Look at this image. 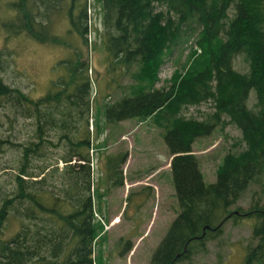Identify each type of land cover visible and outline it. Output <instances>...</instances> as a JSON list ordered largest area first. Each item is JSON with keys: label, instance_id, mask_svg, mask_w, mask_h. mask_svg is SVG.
<instances>
[{"label": "trees", "instance_id": "obj_1", "mask_svg": "<svg viewBox=\"0 0 264 264\" xmlns=\"http://www.w3.org/2000/svg\"><path fill=\"white\" fill-rule=\"evenodd\" d=\"M5 1L0 0L2 8ZM99 1L102 40L113 69L127 73L135 67L136 81L128 94L101 104L105 121L152 117L163 129L172 156L179 212L150 264L189 260L206 249L207 239L221 233L228 218L242 216L240 206L232 207L251 183L264 178V0ZM7 3L15 14L0 17V28L9 38L27 34L42 42L65 43L50 29L55 16L65 15L69 30L88 43L89 0ZM193 35L200 53L190 56L167 84L156 86L166 52ZM71 44L77 56L71 61L77 64L73 77L42 96L32 97L0 75V124L5 115L11 127L6 136L0 133V156L6 149L19 152L6 164L0 161V170L9 174V186L0 183V264H97L99 243L107 237L104 220L95 214L89 65L80 59L82 50ZM10 53L8 46H0V70L7 67ZM239 54L249 63L246 71L234 65ZM251 91L256 93L254 107L249 105ZM206 102L213 110L205 117L186 114L190 106ZM20 116L33 125L26 141L15 137ZM229 123L241 129L245 147L228 151L216 180L206 182L194 142ZM95 131L101 133L98 124ZM64 144V154L50 153L52 145ZM128 156V149L108 154L115 185L123 182ZM245 215L256 217L253 233L258 242L249 246L244 264H264V206L256 204ZM10 219L18 220L20 227L6 236ZM222 221L201 236L206 225Z\"/></svg>", "mask_w": 264, "mask_h": 264}, {"label": "rangeland", "instance_id": "obj_2", "mask_svg": "<svg viewBox=\"0 0 264 264\" xmlns=\"http://www.w3.org/2000/svg\"><path fill=\"white\" fill-rule=\"evenodd\" d=\"M7 1L3 8L0 6V17L7 18L15 14L11 12ZM89 4L87 44L83 43L82 36L69 30L70 23L65 15L55 16L50 23V29L61 35L65 43L42 42L27 34L9 38L6 30L0 28V46L11 49L8 65L5 70H0V75L30 96L39 97L53 90L50 89L53 85L73 77L72 70L77 64H71V61L76 60L77 56L71 42L82 50L80 59L89 65L91 80L89 126L94 131L91 155L97 189L95 214L98 219L104 220L107 230L106 239L102 244L101 241L99 243L96 261L97 264H150L153 252L179 212L170 165L172 156L163 129L154 123L152 117H131L116 124L106 123L100 110L101 104L115 101L130 92L131 84L135 81L132 74L135 67L127 73H121L120 68L113 69L102 40L105 27L101 3L99 0H89ZM195 39L194 35L190 36L166 52L157 70L156 86L167 84L190 56L200 53L202 47ZM234 65L241 71L249 69V63L242 54L235 58ZM117 75L120 78L119 86L116 83ZM255 101L256 93L251 91L249 105L254 107ZM212 110L211 102H206L190 106L186 114L203 118ZM1 121L0 133L6 136L11 130L10 123L5 115L1 116ZM95 124L101 127L99 135L95 131ZM32 127L27 118L20 116L15 137L20 141L28 140ZM52 134H56L55 130H52ZM241 136V129L229 123L224 128L217 126L210 134L197 137L193 145L194 152L199 157L206 182L216 180L217 169L228 151L237 152L245 147ZM53 138L56 140V136ZM121 149H128L129 156L123 164V182L115 185V178L110 177L108 154ZM66 151L65 144L50 147V153L55 156ZM18 153L6 149L0 161L6 164ZM63 164L61 161L60 165ZM7 172L0 170V183L4 187L9 186ZM256 204L264 206V178L251 183L232 208L240 206L242 214ZM255 221V216L245 214L240 218H228L222 225L221 233L207 239L206 249L176 264H189L190 261L192 264H244L249 246L258 242L253 233ZM8 224L6 236L20 227L18 220L10 219Z\"/></svg>", "mask_w": 264, "mask_h": 264}, {"label": "water", "instance_id": "obj_3", "mask_svg": "<svg viewBox=\"0 0 264 264\" xmlns=\"http://www.w3.org/2000/svg\"><path fill=\"white\" fill-rule=\"evenodd\" d=\"M235 213H240V211H239L238 209H236V210H235ZM232 214H233V213L231 212V213H230V216H231ZM222 223H223V221H222L220 224H218V226H215V227H212L211 225H206V226L204 227V231H203V234H202L201 236L205 235V233H206V229H207V228H209V229H211V228L216 229V228H218ZM201 236H198V237H201ZM186 250H187V244H186L185 247H184V251H186ZM179 255H180V253H178L177 256H179Z\"/></svg>", "mask_w": 264, "mask_h": 264}, {"label": "flooded vegetation", "instance_id": "obj_4", "mask_svg": "<svg viewBox=\"0 0 264 264\" xmlns=\"http://www.w3.org/2000/svg\"><path fill=\"white\" fill-rule=\"evenodd\" d=\"M250 211H247V212H243L242 214H247V213H249Z\"/></svg>", "mask_w": 264, "mask_h": 264}, {"label": "built area", "instance_id": "obj_5", "mask_svg": "<svg viewBox=\"0 0 264 264\" xmlns=\"http://www.w3.org/2000/svg\"><path fill=\"white\" fill-rule=\"evenodd\" d=\"M92 129H93V125H91Z\"/></svg>", "mask_w": 264, "mask_h": 264}, {"label": "crops", "instance_id": "obj_6", "mask_svg": "<svg viewBox=\"0 0 264 264\" xmlns=\"http://www.w3.org/2000/svg\"><path fill=\"white\" fill-rule=\"evenodd\" d=\"M120 122H121V121H120ZM120 122H119V123H120Z\"/></svg>", "mask_w": 264, "mask_h": 264}]
</instances>
